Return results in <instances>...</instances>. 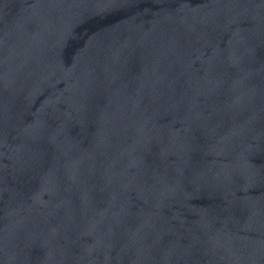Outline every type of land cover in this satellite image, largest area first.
Wrapping results in <instances>:
<instances>
[{
	"label": "water",
	"instance_id": "1",
	"mask_svg": "<svg viewBox=\"0 0 264 264\" xmlns=\"http://www.w3.org/2000/svg\"><path fill=\"white\" fill-rule=\"evenodd\" d=\"M0 264H264V0H0Z\"/></svg>",
	"mask_w": 264,
	"mask_h": 264
}]
</instances>
